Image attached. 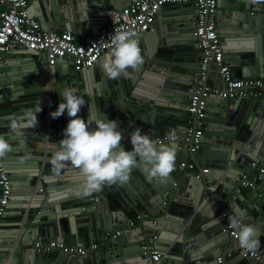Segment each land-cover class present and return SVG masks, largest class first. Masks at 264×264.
Here are the masks:
<instances>
[{"label": "water", "instance_id": "95a60500", "mask_svg": "<svg viewBox=\"0 0 264 264\" xmlns=\"http://www.w3.org/2000/svg\"><path fill=\"white\" fill-rule=\"evenodd\" d=\"M27 1L42 29H68L76 35L87 30L90 34L94 24L102 25L107 1L116 8L120 2L127 5L130 0H89L88 7L93 8L92 11L85 8V0ZM93 20L101 21L94 23ZM191 22L192 19L189 23L170 20L168 24L172 27L166 26L163 30L161 15L157 12L156 21L148 30L151 33L145 31L134 37L146 43L141 51L144 59L141 73L145 67L148 69L142 76L145 83L137 82L133 74L128 78H108L99 66L108 52L93 67L78 70L74 69L71 59L60 58L56 62L55 69L63 66L67 70L68 87L76 88L77 94L86 100L78 116L87 121L91 106L94 116L106 115L109 120L117 121L125 150H132L131 134L136 128L152 139L174 127L181 134L178 140L164 143L165 146L174 143L177 150L176 168L167 182H149L144 176L141 184L106 185L84 198L76 195L82 177L70 167L57 179L63 183L61 192L50 193L43 189L47 182L44 177L52 173L51 156L64 138V129L71 119L67 111L57 119L50 116L62 102L61 83L57 87L55 82L42 80L36 92L27 84V67L15 66L16 69L10 71L7 62L13 55L24 56L25 61L43 62L45 52L16 49L2 54L0 136L13 146V151L1 159L12 185L5 209L20 212L1 217L4 221L13 219L17 229L9 232L4 249L0 250V264H45V252L31 248L35 240L55 238L75 242L79 237H91L92 231L104 240L107 232L119 226L127 227L131 220L136 225L135 239L126 249L121 248L122 239L110 238L106 250L93 255L62 252L67 257L65 262L149 264L150 259L141 253L142 242L148 241L158 244L162 252L160 264H217L219 256L232 264H258L252 258L241 256V251L235 247L236 240L224 230V224L226 217H236L250 224L261 241L259 249L264 248V183L258 181L254 187L234 191L236 178L245 172H254L252 162L264 159V102L254 98L209 96L208 100H219V117H210L211 112L206 108L208 115L205 113L203 118L200 144L195 152L189 151L183 142L184 107L188 84L194 82L200 63V49L193 42ZM216 23L223 52L231 66L238 68L236 76L264 77V2L217 0ZM93 73L100 75V83L91 82ZM211 77L217 78L220 87L224 86L218 75ZM79 80L84 83L81 88ZM39 106L42 111L37 113L38 125L34 129L24 130V136L10 134V116H19L28 109L35 111ZM91 127L95 128V124ZM199 158L201 160L197 161ZM184 160L194 162L195 168L184 172L181 166ZM203 167H209L208 171L201 173ZM222 176L223 180L226 178L225 183L219 181L217 191L205 199L207 180L213 178L214 183ZM89 218L95 229L86 225L88 233L77 223ZM23 228H30L31 242L23 238ZM120 253L122 259L116 263Z\"/></svg>", "mask_w": 264, "mask_h": 264}, {"label": "built area", "instance_id": "2783aa9c", "mask_svg": "<svg viewBox=\"0 0 264 264\" xmlns=\"http://www.w3.org/2000/svg\"><path fill=\"white\" fill-rule=\"evenodd\" d=\"M185 3H191L195 8L191 24L194 26L193 36L200 49V63L188 96L183 134L184 145L188 146L192 153L196 151L201 141L203 118L209 96L224 99L254 98L264 102V77H237L232 67L224 60L223 46L216 23L217 0H130L121 9H114L109 3L104 22L100 27H92L88 39L84 41H78L75 33L68 29H42L39 21L28 14L27 0H0V58L3 53L16 49H34L45 52L46 61L50 66L55 65L60 58H68L72 60L76 70L93 67L105 52L111 50L110 37L115 31H128L134 33L135 37L150 29L157 12L164 5L175 6ZM216 75L224 83L223 87L212 82L211 76ZM173 132L176 141L181 135L176 131L160 134L153 140L163 143L174 142L168 135ZM181 166L188 170L195 168L192 161L181 162ZM252 166L255 167L254 172H245L236 178L235 192L254 187L258 181L264 183V159L258 163L253 161ZM207 171V168H203L201 173ZM11 187V180L0 159V219L6 211L5 206L8 203ZM216 187L217 185L208 179L204 198L215 193ZM137 218L141 216L137 215ZM229 223V217H226L224 230L236 240V248L241 251V256L252 258L258 264H264V249H258L255 254L245 253L237 237L233 235L235 230L229 226ZM132 225H134L133 220L128 226ZM121 233V230H116L115 233L107 232L105 239L119 236ZM35 245L43 252L60 251L71 255H88L99 247V243L96 242L86 245L79 241L69 244L59 240H49L45 243L37 241ZM141 253L150 259L149 264H160L162 252L155 244L143 241ZM217 264L232 263L225 260L224 256H219Z\"/></svg>", "mask_w": 264, "mask_h": 264}, {"label": "clouds", "instance_id": "9594fccd", "mask_svg": "<svg viewBox=\"0 0 264 264\" xmlns=\"http://www.w3.org/2000/svg\"><path fill=\"white\" fill-rule=\"evenodd\" d=\"M253 2L259 4L264 0ZM134 35L128 31H115L110 37L112 48L101 64L108 78H128L131 76L129 69L138 70L143 64L138 39ZM60 95L62 102L50 116L57 119L67 111L71 119L64 129V138L59 141L58 149L51 156L52 175L44 177L46 181L55 182L61 172L70 167L82 177L76 192L80 198L99 192L106 185H127L135 169H142L149 182H167L176 168L177 150L174 143L165 146L163 142L153 140L148 134H142L140 128H136L131 134L132 150H125L122 144L124 136L118 130L117 121L109 120L106 115L102 118L94 116L91 106L87 121L79 117L86 100L77 94L76 88L64 87ZM40 111L42 108L39 106L35 111L28 109L19 116H10V134L24 136V130L34 129L38 125L37 113ZM93 123L95 128L91 127ZM168 135L174 141L175 133ZM12 151V144L0 136V159ZM229 222V226L235 230L233 235L237 237L240 247L245 253L255 254L261 246L255 228L243 224L236 217H229Z\"/></svg>", "mask_w": 264, "mask_h": 264}, {"label": "crops", "instance_id": "0c3cea01", "mask_svg": "<svg viewBox=\"0 0 264 264\" xmlns=\"http://www.w3.org/2000/svg\"><path fill=\"white\" fill-rule=\"evenodd\" d=\"M84 2V6L87 10L89 11H92L93 8H90L88 7L89 6V0H85L83 1ZM107 4H109L110 2H106ZM123 6H125L124 2H120L118 4V6L114 9H121ZM27 10H28V14L31 16V17H34L37 19V17L35 16V13H32L31 14V11L29 10V6H27ZM176 12V13H174ZM158 13L161 15V19L163 21V30H165V27L168 26L170 27L171 26V23H169L170 20H180V21H183V22H188L193 19V16L195 14V8L193 7V5L191 3H185L183 5H164L159 11ZM91 16V19H93V16L92 14L90 15ZM157 16V14H156ZM95 20V19H94ZM93 20V22H94ZM101 20H98V21H95V22H100ZM154 21H156V17L154 19ZM94 22V23H95ZM103 22V21H102ZM154 23V22H153ZM185 24V23H184ZM187 24V23H186ZM185 24V25H186ZM180 25H183V24H180ZM94 26H97L96 24H94ZM172 27V26H171ZM177 32V31H176ZM148 33H151V31H148ZM89 30L87 31H84L83 34H76V39L78 41H84L86 39H88L89 37ZM193 35V34H192ZM173 37H176L175 35ZM193 42L196 43V41L194 40ZM138 45L142 50L145 49V40H141L140 42H138ZM181 45V44H180ZM157 48H156V52H157ZM110 51V50H109ZM107 51V52H109ZM103 56V55H102ZM101 58V57H100ZM44 60V59H43ZM224 60L226 61V63H228L230 66V62L227 58V54L224 53ZM7 62L10 64V71L11 70H14L16 69L15 66L17 67H27L28 71H27V74L28 77H27V84L29 83L30 87L32 86L33 89L37 92V88L38 87V84L39 82H41L42 80H45L47 83H50V82H55L57 84V87H58V84L61 83L60 85V89L63 90L64 87H68L69 86V83H68V75L66 74V68L61 66V68H57L55 69V65H48L47 61H43L41 60V62H39L38 60L35 61L34 59H29L28 61H25V58L24 56H11L10 59L7 60ZM99 66H101V62L99 64ZM143 66V65H142ZM142 66L139 67L138 70L136 71H132V69H129L128 71L133 74L135 77V80H138L137 82H143L145 83L146 81L142 79V76L144 75V73H146L148 71L147 67L144 68L143 72L141 73L142 71ZM13 67V68H12ZM232 67V66H231ZM235 75H236V69H238L237 67H232ZM100 75H97V73H93V75L91 76V82L95 85L97 84L98 82V78H99ZM239 77V76H237ZM242 77V76H241ZM1 79V78H0ZM86 79V78H85ZM212 82L215 84H219L217 78L213 79ZM89 82H86V84H88ZM100 83V82H98ZM148 83V82H147ZM83 81L82 80H79L78 81V85L81 87H83ZM188 92H187V97H186V104H185V107H184V110H185V116H184V124H185V118H186V105H187V102H188V96H189V90H191V85L188 84ZM38 94V93H37ZM36 94V95H37ZM37 98V96H36ZM218 99H209L207 101V109L210 110L211 114H209L210 117L212 118H218L219 117V113H218V110H219V107H218ZM32 108V107H31ZM33 109V108H32ZM207 112H206V116H207ZM180 127V126H179ZM170 131H176L178 133L179 132V129L174 127L172 128ZM169 130L166 131V132H170ZM165 132V133H166ZM161 134H163V132H161ZM201 158L197 159V161H200ZM185 161V160H184ZM203 168H208L209 167H203ZM201 168V169H203ZM185 169V168H184ZM183 169V170H184ZM187 169H185L184 172H187L186 171ZM210 171V170H209ZM209 173V172H208ZM52 173L49 175L47 174L46 176H51ZM144 176H146V174L143 172V170L141 171V169H135L133 170L132 174H131V179L129 181V184L130 183H133V184H141L142 183V180L144 178ZM211 177V176H210ZM213 180V178H211V181ZM223 180V176L220 177L218 180H216L214 183L216 185H218V182ZM224 183L226 181V178H224ZM63 184V183H62ZM62 184L56 180L55 182H46L44 183L43 185V189L44 190H50V193H57V192H61L60 190V186L62 187ZM128 184V186H129ZM219 186V185H218ZM217 188V187H216ZM217 191V189L215 190V192ZM11 194V193H10ZM209 198V197H208ZM207 198V199H208ZM206 199V198H205ZM19 209L18 210H15V211H12V212H7L5 211L4 215L5 214H8V213H19ZM93 214V213H92ZM3 215V216H4ZM2 216V217H3ZM10 216V215H9ZM92 218H89L86 222H79L77 223L80 227H85L87 225V227L89 228H92V229H95L90 223H91ZM1 224H4L3 226ZM15 224L14 223V220L12 219L11 221H4L1 219L0 221V250L1 249H4V242L6 240H8V237H9V232L14 230L16 227L13 225ZM136 225H132V226H127V227H124V226H119V227H116L113 231H111V233H115L116 230H125L127 232V234L124 235L123 231L122 233L119 235V236H116V237H113V239L117 240V239H122L120 245H121V248L123 249H126L127 248V245H132V241L135 239V236H134V233L136 232V229H135ZM22 228V227H21ZM19 228V230L21 229ZM17 229V228H16ZM84 232H90L89 229H87L86 227L84 228ZM23 238L29 240L30 242L32 241V232L30 231V228H27V229H24L23 228ZM90 238V239H89ZM89 238H85L83 239L82 237H79V238H76L74 241H79V242H82L86 245H89L93 242H96V243H99V247L92 251L91 254H95V252H101L102 250H106V247L109 246L110 244V239H104V240H100L96 234L93 235V231H92V236L89 237ZM124 239V240H123ZM50 240H57L55 238H52ZM39 241V240H38ZM66 241V240H65ZM37 242V240H35L32 245H31V248H35L36 245L35 243ZM43 243L47 242V241H43ZM66 243H73V242H69V241H66ZM187 243L189 244V242L187 241ZM192 243H190L191 245ZM155 246L156 248L159 250V246L157 243H155ZM236 247V246H235ZM194 249V250H193ZM264 249V248H263ZM14 250V247L11 248V251ZM139 250V248H138ZM192 251H195V248H191ZM14 253V252H11V254ZM44 258H45V264H67L65 262L66 260V255H63L62 252L60 251H52V252H45V255H43ZM123 255H121V253L119 254V256L115 259V262L118 263L120 262L119 260L122 259ZM141 262H145V261H141Z\"/></svg>", "mask_w": 264, "mask_h": 264}, {"label": "flooded vegetation", "instance_id": "af4514ba", "mask_svg": "<svg viewBox=\"0 0 264 264\" xmlns=\"http://www.w3.org/2000/svg\"><path fill=\"white\" fill-rule=\"evenodd\" d=\"M193 83H194V82L191 83V88H192V86H193Z\"/></svg>", "mask_w": 264, "mask_h": 264}]
</instances>
